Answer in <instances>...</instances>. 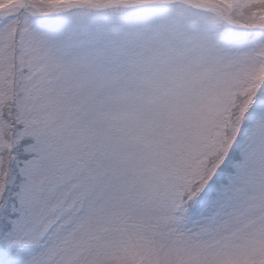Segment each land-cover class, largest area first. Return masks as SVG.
Segmentation results:
<instances>
[{
	"label": "snow or ice",
	"instance_id": "obj_1",
	"mask_svg": "<svg viewBox=\"0 0 264 264\" xmlns=\"http://www.w3.org/2000/svg\"><path fill=\"white\" fill-rule=\"evenodd\" d=\"M0 264H264V0H0Z\"/></svg>",
	"mask_w": 264,
	"mask_h": 264
}]
</instances>
